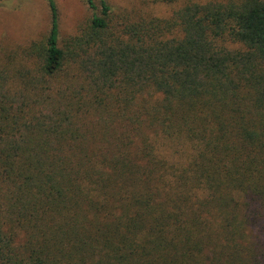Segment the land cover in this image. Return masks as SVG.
<instances>
[{"label": "trees", "instance_id": "trees-1", "mask_svg": "<svg viewBox=\"0 0 264 264\" xmlns=\"http://www.w3.org/2000/svg\"><path fill=\"white\" fill-rule=\"evenodd\" d=\"M85 2L0 66V264H264V0Z\"/></svg>", "mask_w": 264, "mask_h": 264}, {"label": "rangeland", "instance_id": "rangeland-1", "mask_svg": "<svg viewBox=\"0 0 264 264\" xmlns=\"http://www.w3.org/2000/svg\"><path fill=\"white\" fill-rule=\"evenodd\" d=\"M55 6L59 27V39L76 34L78 28L88 23L91 10L85 0H51ZM106 0L116 15L134 17L167 18L172 9L188 1L208 0ZM97 3V0H95ZM51 13L48 0H5L0 3V66L8 54L18 51L32 41L44 39L50 29ZM16 244L23 242V233L17 231Z\"/></svg>", "mask_w": 264, "mask_h": 264}]
</instances>
